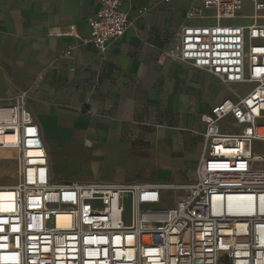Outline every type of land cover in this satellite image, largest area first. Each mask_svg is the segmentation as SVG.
Instances as JSON below:
<instances>
[{
    "label": "built area",
    "instance_id": "2783aa9c",
    "mask_svg": "<svg viewBox=\"0 0 264 264\" xmlns=\"http://www.w3.org/2000/svg\"><path fill=\"white\" fill-rule=\"evenodd\" d=\"M125 1L97 0L87 20L99 54L131 26ZM198 1L188 18L212 24L184 26L170 56L228 95L201 118L196 180L53 183L28 94L19 93L0 103V165L14 163L18 176L0 184V264H264V151L256 149L264 145V0ZM246 2L250 25L237 22ZM164 191L178 192L173 207L162 206Z\"/></svg>",
    "mask_w": 264,
    "mask_h": 264
},
{
    "label": "crops",
    "instance_id": "0c3cea01",
    "mask_svg": "<svg viewBox=\"0 0 264 264\" xmlns=\"http://www.w3.org/2000/svg\"><path fill=\"white\" fill-rule=\"evenodd\" d=\"M192 1L123 2L131 26L99 54L87 25L97 0H0V103L28 94L53 183L196 180L201 118L228 94L213 95V76L170 56L184 26L212 24L188 18L201 7ZM177 195L162 192V206Z\"/></svg>",
    "mask_w": 264,
    "mask_h": 264
},
{
    "label": "rangeland",
    "instance_id": "374dc122",
    "mask_svg": "<svg viewBox=\"0 0 264 264\" xmlns=\"http://www.w3.org/2000/svg\"><path fill=\"white\" fill-rule=\"evenodd\" d=\"M192 1V0H189ZM193 5H198V1H192ZM209 12H206L205 14H208ZM240 19L237 20L238 23L243 25H250L252 22L250 20V16L254 15V12L251 9V3L246 2L244 10L239 14ZM173 55H177L176 49L173 52ZM208 74V73H207ZM210 76V74H208ZM211 77V76H210ZM212 78V77H211ZM215 80V79H213ZM216 81V80H215ZM218 86L213 88V95H221V99L224 95L228 93L227 89H225L222 84L218 81H216ZM249 86H242L240 89L244 90L245 88L247 90H250ZM256 149H259L260 151H264V145H258ZM18 176H17V167L14 163L9 162L7 165H0V184L4 185H14L17 183Z\"/></svg>",
    "mask_w": 264,
    "mask_h": 264
}]
</instances>
